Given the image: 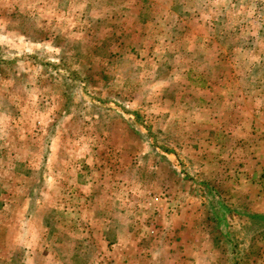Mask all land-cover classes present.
<instances>
[{"label":"rangeland","instance_id":"1","mask_svg":"<svg viewBox=\"0 0 264 264\" xmlns=\"http://www.w3.org/2000/svg\"><path fill=\"white\" fill-rule=\"evenodd\" d=\"M0 264H264V0H0Z\"/></svg>","mask_w":264,"mask_h":264},{"label":"crops","instance_id":"2","mask_svg":"<svg viewBox=\"0 0 264 264\" xmlns=\"http://www.w3.org/2000/svg\"><path fill=\"white\" fill-rule=\"evenodd\" d=\"M85 188H86V186H85Z\"/></svg>","mask_w":264,"mask_h":264}]
</instances>
